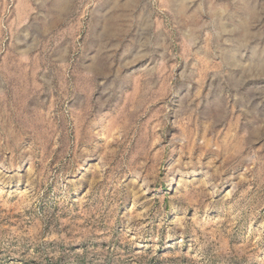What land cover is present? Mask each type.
Listing matches in <instances>:
<instances>
[{
    "label": "rangeland",
    "instance_id": "rangeland-1",
    "mask_svg": "<svg viewBox=\"0 0 264 264\" xmlns=\"http://www.w3.org/2000/svg\"><path fill=\"white\" fill-rule=\"evenodd\" d=\"M67 1L0 0V264H264V0Z\"/></svg>",
    "mask_w": 264,
    "mask_h": 264
},
{
    "label": "bare ground",
    "instance_id": "bare-ground-1",
    "mask_svg": "<svg viewBox=\"0 0 264 264\" xmlns=\"http://www.w3.org/2000/svg\"><path fill=\"white\" fill-rule=\"evenodd\" d=\"M68 1H70V0H68ZM67 1V2H68ZM117 0H115V2H116ZM183 2L184 1H186V0H182ZM188 1V0H187ZM71 2H73L72 0H71ZM107 2H110L109 0H107ZM141 2V1H140ZM66 3V2H65ZM119 3V2H118ZM115 4V3H114ZM122 4V3H121ZM140 4V3H139ZM70 5V4H69ZM45 7V6H44ZM59 7V6H58ZM111 7H113V5L111 6ZM247 9H248V13L250 12L251 14L252 13H254V6L252 5V3H250V2H247V7H246ZM57 9V8H56ZM55 9V10H56ZM60 10H61V12H65L67 9H66V6H65V4H63L62 5V7L61 8H59ZM60 10H59V12H60ZM111 10V9H110ZM106 11V10H105ZM257 11V10H256ZM58 12V11H57ZM258 12V11H257ZM106 13V12H105ZM107 13H109V12H107ZM250 13L249 14H247V19L245 20V21H243V23H242V25H241V28H242V35L246 38V37H249V35H250V32H252L251 31V24H250V22H249V15H250ZM46 15V14H45ZM104 15V14H103ZM59 17H60V15H58ZM146 17V16H145ZM58 18V17H57ZM105 18V17H104ZM106 20V19H105ZM109 20H110V18H109ZM56 21V20H55ZM108 21V20H107ZM53 23H55L54 21H53ZM108 23V22H107ZM52 24V23H51ZM221 24V23H220ZM49 25V24H48ZM105 25V24H104ZM52 26V25H51ZM117 27V26H116ZM102 28H106V27H102ZM240 29V28H239ZM227 30V29H226ZM104 31V30H103ZM102 31V32H103ZM100 33V32H99ZM112 33V32H111ZM100 35V34H99ZM103 35V34H102ZM113 35V34H112ZM97 36H98V34H97ZM107 36V35H106ZM102 37V36H101ZM108 37V36H107ZM98 38V37H97ZM99 39V38H98ZM102 39V38H101ZM105 40V39H104ZM241 44V43H240ZM21 51V50H20ZM96 66V65H95ZM255 66V65H254Z\"/></svg>",
    "mask_w": 264,
    "mask_h": 264
}]
</instances>
